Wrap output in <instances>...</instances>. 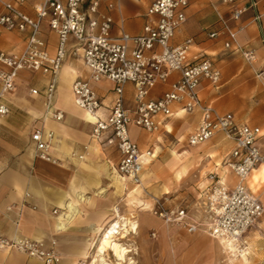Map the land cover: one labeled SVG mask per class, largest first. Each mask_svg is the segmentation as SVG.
Segmentation results:
<instances>
[{"label":"crops","instance_id":"1","mask_svg":"<svg viewBox=\"0 0 264 264\" xmlns=\"http://www.w3.org/2000/svg\"><path fill=\"white\" fill-rule=\"evenodd\" d=\"M43 1L27 0L21 8L35 16V6ZM90 1H84L85 8ZM152 1L99 0V11L113 17L114 35L121 31L138 35L151 18L148 7ZM255 1L262 15L261 25L254 20L255 9L249 7L250 0L235 3L189 0L184 9L187 19L176 30L171 43L179 45L194 38L189 59L208 57L222 73L217 86L206 80L202 82L203 101L221 113H233L240 123L260 127L262 136L258 145L264 152V0ZM243 6L248 9L240 19H232V10ZM221 18L238 29V43L245 50H254V60L248 61L235 42L226 47L231 38L222 29ZM212 30H218L219 35L210 38L208 32ZM29 35V29L21 31L0 25V51H22ZM41 36L49 51L55 53L59 37L49 27L48 18L42 21ZM74 42L71 36L70 44ZM79 77L90 80V71L81 57L69 52L60 69L53 100V108L62 110L64 118L56 120L46 113L45 105L51 75L39 71H21L18 75L16 89L8 96L11 113L0 123V237L55 238L63 256L61 264H76L90 255L98 233H103L117 218L116 211L125 216L136 213L137 233L131 232L122 240L134 249L130 256L136 264H229L225 263L226 256L217 239L202 229L191 232L183 225L167 224L151 208L156 199L168 198L169 209L186 208L192 219L207 221L203 194L210 181H203L200 174L195 185L188 187L189 191L183 186L192 180L196 167L205 160L216 161L220 165L219 174L233 183V173L223 167V161L233 149L234 141L218 132L200 145H191L188 138L199 125L200 113H188L181 103H175L173 115L156 116L160 122L158 132L136 125L129 127L132 140L143 151H153V156L144 157V187H136L118 171L121 155L117 144L107 141L111 131L105 132L103 140H95L94 117L90 115L92 121L88 120L87 111L74 104L73 83ZM178 77L177 72L173 73L167 82L151 91V97H161ZM90 82L103 102L101 114L108 116L116 96L114 84L109 80ZM70 86L73 98L68 94ZM31 89H38L39 93L33 94ZM134 94L133 83H127L126 107L134 108ZM37 129L44 134L54 132L50 153L57 162L36 156L32 134ZM133 129L141 131L144 139L133 135ZM168 142L173 146L167 147ZM248 186L264 204V163L252 171ZM129 190L137 200H130ZM259 227H264V222ZM260 240L257 234L254 237L257 245ZM245 261L249 264V257ZM0 264L45 263L19 250L0 248Z\"/></svg>","mask_w":264,"mask_h":264},{"label":"built area","instance_id":"2","mask_svg":"<svg viewBox=\"0 0 264 264\" xmlns=\"http://www.w3.org/2000/svg\"><path fill=\"white\" fill-rule=\"evenodd\" d=\"M84 1L44 0L35 6L36 15L32 16L21 8L27 0H0V25L7 29L30 30L22 51H0V123L11 113L8 96L15 91L21 71L51 75L46 91V113L56 120H62L64 112L53 108V100L60 69L71 52L73 56L81 57L90 71V80L79 77L73 83V91L76 103L95 117L92 137L103 140L105 132L111 131L107 141L116 143L121 155L118 171L138 185L142 180L144 157L153 156V151H143L132 140L130 125L152 133L158 132L160 122L156 116L173 115L172 106L175 103H181L188 113L199 112V125L189 135V143L200 145L218 132H223L234 141L233 149L223 161L227 170L233 173L234 182H228L218 172L211 173V185L203 194L208 216L205 222L192 219L186 208L169 209L166 206L168 198L156 199L151 211L167 224L183 225L191 232L202 229L218 241L223 239L237 248H247L246 233L264 216L263 202L248 186L252 171L264 163V152L258 145L262 130L240 123L233 113H221L203 101L200 85L204 80L219 85L222 78L220 69L208 57L189 59L194 38H188L179 45L171 43L176 30L187 19L184 9L189 0L152 1L148 7L151 18L144 26L143 33L138 35L125 31L114 35L113 17L100 13L99 0H91L86 8ZM237 1L222 0L223 3ZM249 7L255 9L254 20L261 25L262 15L257 11L256 1L250 0ZM247 9L248 6L235 7L231 13L232 19L239 20ZM47 18L49 27L59 37L53 54L41 36V24ZM220 22L231 38L226 42V47H231L235 42L237 50L242 51L248 61L254 60V50H245L238 43V29L232 28L224 18ZM218 35V30L208 32L210 38ZM71 36L75 39L73 44H70ZM175 72L179 77L172 82L171 88L161 97L152 98L151 91L160 83L167 82ZM91 80H109L114 84L116 96L108 116L101 114L103 102L91 85ZM127 83H133L135 88L134 108L125 106ZM31 92L39 93L38 89H31ZM32 137L36 142V156L57 162L58 159L50 153L54 132L44 134L37 129ZM0 248L19 250L45 264H61L63 260L55 238L0 237ZM76 264L89 262L81 259Z\"/></svg>","mask_w":264,"mask_h":264},{"label":"bare ground","instance_id":"3","mask_svg":"<svg viewBox=\"0 0 264 264\" xmlns=\"http://www.w3.org/2000/svg\"><path fill=\"white\" fill-rule=\"evenodd\" d=\"M67 90H68V94H70L73 98L71 86L67 87ZM74 104L77 107H79L75 101H74ZM87 113L89 115L88 116L86 114L87 115L86 117L88 120L91 119L90 115L94 117L92 113L88 111ZM94 122L95 121H92V123ZM142 185H143V176H142L141 183L135 186L140 187ZM116 212H117L116 213L117 218L113 220L111 224L105 229L100 239L98 240L97 244L95 245L94 254H93L94 256L92 257L90 264H110V262L107 261V258H106V255H108V253H111L115 257V259L117 260V264H123V263L127 264V262H129V264L135 263V260H133L132 258H130V261H128V255L133 252V248L125 245L120 240L126 238L128 234L131 232L137 233L138 227H139L138 221L136 219L137 215L136 213H131L130 215L125 216L123 214L121 215L118 211ZM220 242L222 243L224 250L229 254L231 253V254H236L240 256L248 252V247L242 248V249L237 248V246H234L233 244H230L224 241L223 239H221Z\"/></svg>","mask_w":264,"mask_h":264},{"label":"rangeland","instance_id":"4","mask_svg":"<svg viewBox=\"0 0 264 264\" xmlns=\"http://www.w3.org/2000/svg\"><path fill=\"white\" fill-rule=\"evenodd\" d=\"M32 1H34V0H32ZM68 98L70 99V97L67 95V99ZM132 132H133V135L138 136L140 139H144V135L141 133V131H139L137 129H133ZM168 143H170V142H168ZM168 143L166 144L167 147L173 146V143H170V144H168ZM215 162L216 161H214V160H212V161L211 160H207V161L205 160L201 166L196 167L195 173H194L195 176L192 178L191 181H189V183H187L183 186V187H186V188H184V190L186 189V191H189L188 187L190 185H192V186L195 185V182L199 178L200 174L202 175L201 177L203 178V181H206L207 179L210 181L209 182L210 184L207 187L205 186L207 189L211 185V181H212L211 173H213V172L219 173L220 172V165H217ZM200 170H202L201 173H200ZM143 187H144V185L140 186L139 188H143ZM130 193H131V191L129 190L128 194H129L130 200H132V201L137 200L135 198V196L132 194L130 195ZM189 194L192 195L191 192H189ZM261 222H264V217L259 221V223H257L252 229H250L247 232V237H246L247 246L250 248H248V252L246 254H243L240 256H238L236 254H231V253L229 254L224 250L222 243L220 241H218L219 245L222 249V252L226 256L225 263L248 264V262L246 263V261H245V257H249V259H250L249 264H264V227H262V228L259 227ZM101 233H102L101 231L98 233V235H97L98 237L95 240V243H97V241L99 240ZM257 234H260V237H261V240L258 243L259 245H257L256 241H254V237ZM124 239H126V238H124ZM124 239H122V240H124ZM122 240H120V241L123 242ZM125 245H127V244H125ZM127 246H129V245H127ZM129 247H131V246H129ZM133 252H134V249H133ZM93 254H94V249L92 250L90 255L85 258V260H87L89 262V264L92 260V257L94 256ZM130 255H131V253L128 255V261H130V258H132ZM106 258H107V261L110 262V264H117V260L115 259V257L111 253H108V255H106ZM123 264H126V263H123ZM127 264H129V262H127ZM134 264H136V262Z\"/></svg>","mask_w":264,"mask_h":264}]
</instances>
